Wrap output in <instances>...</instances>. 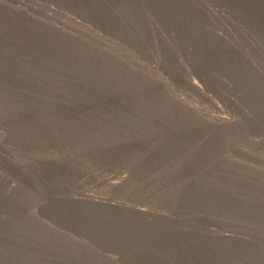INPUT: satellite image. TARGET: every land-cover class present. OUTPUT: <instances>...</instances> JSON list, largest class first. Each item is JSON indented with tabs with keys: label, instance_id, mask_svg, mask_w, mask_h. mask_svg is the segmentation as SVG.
Returning a JSON list of instances; mask_svg holds the SVG:
<instances>
[{
	"label": "rangeland",
	"instance_id": "374dc122",
	"mask_svg": "<svg viewBox=\"0 0 264 264\" xmlns=\"http://www.w3.org/2000/svg\"><path fill=\"white\" fill-rule=\"evenodd\" d=\"M0 264H264V0H0Z\"/></svg>",
	"mask_w": 264,
	"mask_h": 264
},
{
	"label": "bare ground",
	"instance_id": "6f19581e",
	"mask_svg": "<svg viewBox=\"0 0 264 264\" xmlns=\"http://www.w3.org/2000/svg\"><path fill=\"white\" fill-rule=\"evenodd\" d=\"M18 196V195H17Z\"/></svg>",
	"mask_w": 264,
	"mask_h": 264
}]
</instances>
